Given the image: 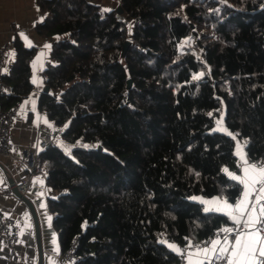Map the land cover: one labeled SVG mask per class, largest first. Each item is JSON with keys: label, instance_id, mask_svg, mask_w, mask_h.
<instances>
[{"label": "trees", "instance_id": "obj_1", "mask_svg": "<svg viewBox=\"0 0 264 264\" xmlns=\"http://www.w3.org/2000/svg\"><path fill=\"white\" fill-rule=\"evenodd\" d=\"M115 1L38 0L37 30L55 38L38 110L71 151L53 143L37 163L61 255L76 243L75 264H178L161 239L183 248L232 225L193 197L241 195L216 120L264 162V0ZM36 53L16 39L6 109L34 90Z\"/></svg>", "mask_w": 264, "mask_h": 264}, {"label": "crops", "instance_id": "obj_2", "mask_svg": "<svg viewBox=\"0 0 264 264\" xmlns=\"http://www.w3.org/2000/svg\"><path fill=\"white\" fill-rule=\"evenodd\" d=\"M89 1L99 5V2H97L99 0ZM105 1L109 2V5L113 4L112 6H114L113 8L107 10H117L120 7L118 1ZM47 15L48 14L45 11L41 10L38 4V0H0V40L2 42H5L13 38L20 39L26 47L36 49L37 53L34 60H36V58L42 52L45 53V55L42 57V70L40 62L37 63L35 69L37 80L42 83L34 84V90L27 98L23 99V101L21 102L22 105L26 100H29V98H31L34 104H25L23 109H21L20 107L17 115L16 127L12 135L14 154L12 157H5L0 155V212L5 215H11L17 220L18 229L21 236V244L18 246V251L21 255L26 257L27 264H38L39 261L34 222L27 206L14 195L12 190L14 187L13 184L18 185L26 174V169L23 162L21 161V155L23 151H40L39 144L45 136L44 131L41 129V126L45 123L41 118L47 119V117L41 114L38 110V97L45 90L46 85L44 73L47 65L52 62L51 47L53 42L55 41V38L40 34L37 30V26L45 20ZM21 33H23V35L31 41V47L27 45L26 41L22 38ZM45 45H49L50 47L45 48ZM13 52L15 53V50ZM14 62L15 56L14 58L9 57V64L6 73L10 72V69L13 66ZM33 74L34 70L32 71V77ZM49 124L51 123L49 122ZM56 143H59V141H56ZM247 158L250 163L254 162L251 161L248 156ZM238 160L239 158L237 157V162ZM229 171L237 175H242L241 168ZM38 177L44 181L43 185L37 182ZM40 193H43V195H39ZM52 194V189L48 186L45 178L38 175L33 178L31 189L28 192L27 196L35 204L40 218L44 247V264H50V258L54 259L56 261V264L61 263V251L58 241V235L53 228V215L49 210L47 202L48 197ZM254 198L255 195H253L252 199ZM201 199L212 200L213 198ZM220 199L224 200V198ZM198 202H200V199H198ZM42 203L45 205L44 208H41L40 206ZM203 205L204 208L209 206L205 204ZM48 216L52 217L50 225L47 219ZM53 234H55V238L59 246L58 254L53 252V248L55 247V245H53L52 243ZM262 235L264 234L262 233ZM0 264L19 263L13 262L11 259L10 251L7 248H4L0 252Z\"/></svg>", "mask_w": 264, "mask_h": 264}, {"label": "snow or ice", "instance_id": "obj_3", "mask_svg": "<svg viewBox=\"0 0 264 264\" xmlns=\"http://www.w3.org/2000/svg\"><path fill=\"white\" fill-rule=\"evenodd\" d=\"M22 38L26 41L29 47L32 46L31 41L21 33ZM190 40L184 41V44L190 46ZM49 45H45V48H49ZM183 47V45L181 46ZM10 57L14 58L15 53H10ZM45 53H41L36 60L33 61L32 67L34 74L32 77V83H42L37 80L35 75V69L37 63H41L42 70V57ZM7 72L5 68L3 70ZM204 73L194 75L193 80H198ZM34 102L29 98L24 104L21 105V109L25 104ZM211 115V114H210ZM43 119V122L52 127L47 119ZM67 127V125H65ZM63 131V129H61ZM213 132H222L227 134L235 143L234 154L239 158L237 167L241 168L242 175H237L230 172L227 168L223 169L230 179L236 181L239 185H242L241 196L235 200L234 203H229L227 199L221 200L220 198H213L212 200H202L198 197L193 199H200V202L209 205L204 208L205 213L216 212L222 214L231 221L234 227H224L219 230L216 237L210 242H205L206 246L202 247L200 244H193L191 240H188L185 249H181L174 243H169L165 239H161L160 243L166 244L169 249L181 255L186 261V264H264V162H249L247 153L244 148L247 146V141L243 144L237 139L239 134H234L224 126L223 116L216 120V127L212 129ZM65 152H70L69 146L61 143ZM84 147H88L84 145ZM37 182L43 185L44 181L39 177ZM39 195H43L40 193ZM253 195L255 198L252 199ZM41 208L45 205L42 203ZM49 225L51 224L52 217H47ZM241 224L243 227L241 228ZM220 233L224 235L221 237ZM234 234V236H233ZM163 235V234H162ZM230 236L233 239L230 241ZM187 240V238H186ZM53 252L59 253V246L57 244L55 234L52 239ZM50 264H56V261L50 258Z\"/></svg>", "mask_w": 264, "mask_h": 264}, {"label": "built area", "instance_id": "obj_4", "mask_svg": "<svg viewBox=\"0 0 264 264\" xmlns=\"http://www.w3.org/2000/svg\"><path fill=\"white\" fill-rule=\"evenodd\" d=\"M15 46V38L5 42H2L0 40V155L5 157H12L14 154L12 135L16 127L17 115L21 107V102L11 107L10 109H6L4 106V100L9 95H11L12 89L5 80L6 72H4L3 70L5 68L7 69L8 67L10 57L9 54L15 50ZM41 129L44 131L45 136L39 144L40 151L36 152L31 150H24L21 155V161L23 162L26 169V174L22 178L21 182L17 185V187L19 191L24 195H27L30 191L32 181L35 176L38 175L46 179L42 168L37 163L38 154L49 145L61 140V129L53 126L48 127V125L46 124L42 125ZM262 203H264V201H262ZM224 227L235 228V225L232 224L230 226L219 227L214 232V234H212L209 238L202 240L198 244H200L202 247L206 246L205 242H210L212 239H214L219 230ZM242 227L243 225L241 224V228ZM220 235L222 237L224 234L220 233ZM232 239L233 237L230 236V241ZM20 244L21 236L18 229L17 220L11 215H5L0 212V252L4 248H7L11 253V259L13 262L19 264H27L26 257L21 255L18 251V246ZM185 247L186 246H184L182 249H185ZM76 248L77 244L75 243L69 251L61 255L60 264H75L76 262H78L80 257L76 253ZM178 264H185V260L181 255H179Z\"/></svg>", "mask_w": 264, "mask_h": 264}, {"label": "water", "instance_id": "obj_5", "mask_svg": "<svg viewBox=\"0 0 264 264\" xmlns=\"http://www.w3.org/2000/svg\"><path fill=\"white\" fill-rule=\"evenodd\" d=\"M117 11L120 13L122 12L121 8L119 7ZM13 193L14 195L22 202L24 203L27 208L29 209L31 213V217L34 222V227H35V236H36V243H37V248H38V255H39V261L38 264H44V247H43V236H42V229H41V222L39 218L38 211L36 209L35 204L33 201L27 196L22 194L17 185L13 184Z\"/></svg>", "mask_w": 264, "mask_h": 264}, {"label": "rangeland", "instance_id": "obj_6", "mask_svg": "<svg viewBox=\"0 0 264 264\" xmlns=\"http://www.w3.org/2000/svg\"><path fill=\"white\" fill-rule=\"evenodd\" d=\"M114 1V0H113ZM97 2H99V5L104 9V10H106V11H110V10H107V9H111V8H113L114 6H112V5H109V2H106L105 0H99V1H97ZM115 2V1H114ZM117 4V3H116ZM119 5H120V3H119ZM123 18H124V20H126L127 21V23H128V26L129 27H131L132 28V20L126 15V14H124L123 16H122ZM220 133H222V132H220ZM225 134V133H224ZM61 143H63L64 145H66V146H69V145H67L66 143H64L63 141H59V144L61 145ZM70 147V146H69ZM198 198H200V197H198ZM195 201H198V199H194Z\"/></svg>", "mask_w": 264, "mask_h": 264}]
</instances>
